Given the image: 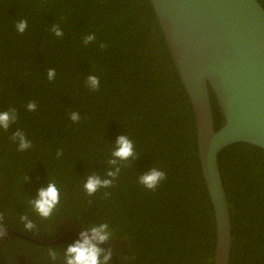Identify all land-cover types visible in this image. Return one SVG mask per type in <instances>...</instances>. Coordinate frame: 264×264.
<instances>
[{
	"label": "trees",
	"instance_id": "obj_1",
	"mask_svg": "<svg viewBox=\"0 0 264 264\" xmlns=\"http://www.w3.org/2000/svg\"><path fill=\"white\" fill-rule=\"evenodd\" d=\"M19 19L28 21L24 34L15 30ZM53 24L63 37L50 31ZM89 33L108 48L84 46ZM49 68L57 73L52 82ZM90 74L100 77L99 91L85 86ZM209 92L218 131L223 116ZM29 101L36 111L26 109ZM10 107L18 121L0 130V211L7 228L53 241L85 224L108 222L119 264H213L215 220L194 112L150 0H0V111ZM72 111L80 113L78 123L69 119ZM18 128L32 141L25 152L10 138ZM120 135L134 141L139 158L107 190L111 198L103 199V189L89 197L85 176H103ZM153 166L168 178L150 192L136 180ZM218 166L232 223L229 264H264V150L229 146L218 154ZM48 179L59 187L61 202L47 221L30 214L38 231L27 233L18 216ZM77 238L48 246L60 254L56 264H62L63 247ZM48 247L7 235L0 239V257L12 263L19 253L28 257L24 264H52Z\"/></svg>",
	"mask_w": 264,
	"mask_h": 264
},
{
	"label": "water",
	"instance_id": "obj_2",
	"mask_svg": "<svg viewBox=\"0 0 264 264\" xmlns=\"http://www.w3.org/2000/svg\"><path fill=\"white\" fill-rule=\"evenodd\" d=\"M150 3L194 112L198 156L215 220L213 264H229L232 223L218 154L240 143L264 150V8L258 0ZM209 87L223 116L218 131ZM5 230L40 246H53L83 231L41 241ZM112 263L119 264L114 255Z\"/></svg>",
	"mask_w": 264,
	"mask_h": 264
},
{
	"label": "clouds",
	"instance_id": "obj_3",
	"mask_svg": "<svg viewBox=\"0 0 264 264\" xmlns=\"http://www.w3.org/2000/svg\"><path fill=\"white\" fill-rule=\"evenodd\" d=\"M15 30L19 34H24L28 29V21L26 19H19L15 22ZM50 31L56 37H63L64 32L59 24H53ZM96 42V46L100 50L108 48L106 41H98L95 33H89L82 39L84 46L92 45ZM56 70L49 68L47 70V79L52 82L56 79ZM85 86L90 91H99L101 87L100 77L96 74H90L85 79ZM29 112H34L37 109L35 101H29L26 105ZM19 118L18 111L15 107H10L7 110L0 111V130L7 132L13 124H16ZM69 119L73 123H78L81 119L80 113L72 111L69 113ZM11 140L17 146L19 152H25L32 148V141L28 138L26 133L17 129L11 134ZM57 158L63 156V150L58 149L56 153ZM139 158L136 151L134 141L128 135H120L117 137L115 143L109 151V158L106 161L107 170L103 176L95 171H91L85 176L83 182V190L89 196H95L102 189L103 199L111 198L112 193L107 191L115 186L116 181L121 175L123 168L128 167L133 161ZM167 172L159 166H153L147 171L138 175L136 183L144 190L155 192L167 180ZM25 182L30 180L27 174L24 177ZM61 202V192L54 180L48 179L45 187L38 189L37 195L31 197L26 201L27 211L19 214L18 220L23 225V230L27 233L35 234L38 231V225L30 214H34L41 221H47L56 211ZM6 212L0 211V239L7 237L6 227ZM113 231L108 222H96L85 224L84 230L78 235V238L63 247L62 264H112V256L115 249L112 247L110 241L113 240ZM108 245L107 250L102 245ZM47 255L52 262L56 264L60 258L56 247H48ZM125 261L134 259V257H125Z\"/></svg>",
	"mask_w": 264,
	"mask_h": 264
},
{
	"label": "flooded vegetation",
	"instance_id": "obj_4",
	"mask_svg": "<svg viewBox=\"0 0 264 264\" xmlns=\"http://www.w3.org/2000/svg\"><path fill=\"white\" fill-rule=\"evenodd\" d=\"M6 229H8V230H10L9 228H7L6 227ZM73 230H75V229H73ZM73 230H71V231H73ZM71 231H69V232H71ZM69 232H67V233H69ZM66 233V234H67ZM7 235H12V236H16V235H13V234H10V233H7ZM16 237H18V236H16ZM20 238V237H19ZM22 239V238H21ZM36 245V244H35ZM38 246H40V245H38ZM41 247H48V246H41ZM26 258H28V257H26V255L25 254H20L19 255V253L18 254H15L14 255V257H13V260H12V263H7L4 259H2L1 257H0V264H24L25 263V261L27 260ZM113 264V263H112Z\"/></svg>",
	"mask_w": 264,
	"mask_h": 264
}]
</instances>
